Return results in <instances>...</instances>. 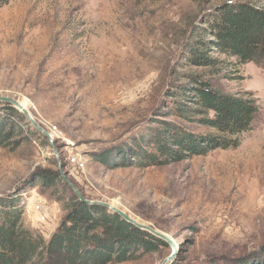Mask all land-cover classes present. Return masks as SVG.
<instances>
[{"label": "rangeland", "instance_id": "obj_1", "mask_svg": "<svg viewBox=\"0 0 264 264\" xmlns=\"http://www.w3.org/2000/svg\"><path fill=\"white\" fill-rule=\"evenodd\" d=\"M229 3L264 11V0H12L0 7V97L27 105L85 201L112 205L173 242L175 250L166 243L121 264H165L171 256L167 264H264V61L224 67L214 79L188 59L193 38H210L212 17ZM193 75L258 100L260 122L238 149L164 167L103 163L162 120L205 132L166 108L169 92ZM3 105L0 116L9 113L19 126L0 148V204L21 205V226L49 241L76 194L61 177L55 187L41 186L39 175L60 173L50 139Z\"/></svg>", "mask_w": 264, "mask_h": 264}, {"label": "trees", "instance_id": "obj_2", "mask_svg": "<svg viewBox=\"0 0 264 264\" xmlns=\"http://www.w3.org/2000/svg\"><path fill=\"white\" fill-rule=\"evenodd\" d=\"M12 0H0V7ZM210 38H193L189 61L195 67L218 76L224 67L261 65L264 61V11L246 3H229L212 17ZM217 51L225 60L212 56ZM233 59L231 64L228 60ZM226 78L225 76H223ZM223 78V79H225ZM189 84L169 92L166 104L170 116L196 124L205 132H189L176 122L162 120L160 126L135 144L122 148L116 158L106 156L119 167H164L216 150H236L261 118V107L252 92L226 93L216 81L203 76L188 77ZM18 114L11 105H3ZM7 113L0 116V148L15 137L18 123ZM40 135V134H39ZM47 141L44 136H40ZM112 163V162H111ZM58 172L39 175L41 186L50 189L60 180ZM62 179V178H61ZM37 181V182H38ZM0 204V264H121L137 259V253L157 252L166 243L124 221L107 208L88 205L76 196L68 204L65 220L46 241L20 224L22 206L15 201Z\"/></svg>", "mask_w": 264, "mask_h": 264}, {"label": "water", "instance_id": "obj_3", "mask_svg": "<svg viewBox=\"0 0 264 264\" xmlns=\"http://www.w3.org/2000/svg\"><path fill=\"white\" fill-rule=\"evenodd\" d=\"M0 103H4V104L11 105L16 110H18L19 112H21L23 114V116L26 118V120L31 124V126L36 131H38L40 134H42L43 136L48 137L50 139V143L52 144V148H53V153H54V155L56 157V160H57V163H58V167L60 169L61 178H63L64 182L75 192L77 198L81 202H84V203H86L88 205H97V206L105 207L109 211H111V212L119 215L127 223L135 226L136 228H138V229H140L142 231H145V232L153 235L154 237H156V238L164 241L165 243L171 245L172 248H174L173 242L167 236H165L164 234L160 233L159 231H157V230H155V229H153V228H151V227H149L147 225H144V224L139 223L138 221H136L135 219L131 218L129 215H127L122 210H120V209H118V208H116V207H114L112 205L106 204V203H101V202H88V201H85L84 198H83V196L77 190V188L66 179L65 174H64V172L62 170V164H61V161H60L59 154L57 152V149L54 146L53 138L51 137V135H49V133H47L45 130H43L37 124V122L34 120V118L31 116V114L22 106V104L19 101L15 100L13 98L0 97ZM173 250H175V248ZM171 258H173V256H171ZM171 258L165 260V264H167V262Z\"/></svg>", "mask_w": 264, "mask_h": 264}, {"label": "built area", "instance_id": "obj_4", "mask_svg": "<svg viewBox=\"0 0 264 264\" xmlns=\"http://www.w3.org/2000/svg\"><path fill=\"white\" fill-rule=\"evenodd\" d=\"M70 162L72 165H74L76 167L84 168V164L82 162H80L77 158H71Z\"/></svg>", "mask_w": 264, "mask_h": 264}, {"label": "bare ground", "instance_id": "obj_5", "mask_svg": "<svg viewBox=\"0 0 264 264\" xmlns=\"http://www.w3.org/2000/svg\"><path fill=\"white\" fill-rule=\"evenodd\" d=\"M22 104V106L29 112V110H28V107H27V105L25 104V103H21ZM30 113V112H29ZM31 114V113H30ZM32 116V115H31Z\"/></svg>", "mask_w": 264, "mask_h": 264}]
</instances>
